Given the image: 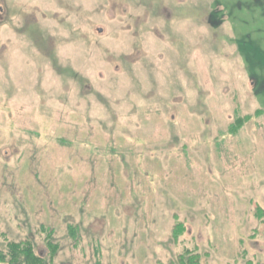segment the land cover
<instances>
[{
  "label": "rangeland",
  "instance_id": "374dc122",
  "mask_svg": "<svg viewBox=\"0 0 264 264\" xmlns=\"http://www.w3.org/2000/svg\"><path fill=\"white\" fill-rule=\"evenodd\" d=\"M0 6V264H264V0Z\"/></svg>",
  "mask_w": 264,
  "mask_h": 264
},
{
  "label": "trees",
  "instance_id": "16d2710c",
  "mask_svg": "<svg viewBox=\"0 0 264 264\" xmlns=\"http://www.w3.org/2000/svg\"><path fill=\"white\" fill-rule=\"evenodd\" d=\"M11 248L12 253L9 254L8 264H45L41 256L33 253L31 243L28 241L19 245H11ZM177 260L178 264H198L194 253H187L186 258L182 255Z\"/></svg>",
  "mask_w": 264,
  "mask_h": 264
},
{
  "label": "flooded vegetation",
  "instance_id": "af4514ba",
  "mask_svg": "<svg viewBox=\"0 0 264 264\" xmlns=\"http://www.w3.org/2000/svg\"><path fill=\"white\" fill-rule=\"evenodd\" d=\"M4 11V8L2 7V6H0V13H2ZM213 17H216V15L215 14H213L212 15ZM221 20H222V18H221ZM100 30V28H97V30ZM250 39V38H249ZM236 42H237V46L240 44V43H242V44H244L245 45V42H246V39L245 40H242L241 38H239V39H236ZM240 42V43H239ZM250 42H251V39H250ZM239 49H240V51H242V47H240L239 46ZM251 75V74H250ZM253 79L255 78V76H253L252 77ZM262 86V85H261ZM261 88V87H260ZM0 236H1V234H0ZM27 240V239H26ZM25 240V241H26ZM10 243H13V242H9L8 243V251L10 252V253H12V248H11V246L9 245ZM15 243V242H14ZM21 244H23V243H21ZM13 245H16V244H13ZM10 246V247H9ZM8 264V263H7Z\"/></svg>",
  "mask_w": 264,
  "mask_h": 264
}]
</instances>
